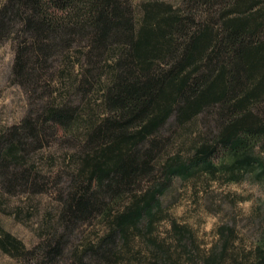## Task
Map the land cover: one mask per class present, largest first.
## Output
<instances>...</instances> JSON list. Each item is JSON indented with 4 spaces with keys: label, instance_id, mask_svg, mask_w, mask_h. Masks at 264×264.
Here are the masks:
<instances>
[{
    "label": "trees",
    "instance_id": "trees-1",
    "mask_svg": "<svg viewBox=\"0 0 264 264\" xmlns=\"http://www.w3.org/2000/svg\"><path fill=\"white\" fill-rule=\"evenodd\" d=\"M183 3L145 0L137 12L130 0L0 5V42L21 38L18 84L39 88L54 58L68 55L77 67L71 92H88L92 77L100 85L59 220L67 229L103 213L106 230L70 264H264V201L252 239L227 222L209 246L164 206L174 180L238 183L249 175L264 186V0ZM62 102L0 133V185L39 192L37 171L23 164L25 142L75 123L77 106ZM162 220L168 229L159 236ZM63 243L52 233L35 247V264H52ZM0 249L35 258L2 230Z\"/></svg>",
    "mask_w": 264,
    "mask_h": 264
},
{
    "label": "rangeland",
    "instance_id": "rangeland-1",
    "mask_svg": "<svg viewBox=\"0 0 264 264\" xmlns=\"http://www.w3.org/2000/svg\"><path fill=\"white\" fill-rule=\"evenodd\" d=\"M4 1L0 0V5ZM144 1L130 0V3L137 12ZM161 1L172 6H184V0ZM19 40L21 38L15 33L0 42V133L20 125L29 115L33 118L42 116L44 108L59 104L62 99L68 107L77 106V113L73 118L75 123L66 128L47 127L40 143L25 142L23 164L25 168L29 166L37 171V189L40 190L18 184L10 188L0 185V230L20 241L25 250L44 245L49 236L57 232L64 242L63 250L52 264H70L75 251L94 243L106 230L103 213L67 229H63L59 220L62 203L70 190L75 164L79 160L80 133L86 121L99 113L100 85L92 77L88 78V92H71L77 67H72L74 60L68 55L65 58L58 55L51 63L50 80L41 82L36 89L21 86L12 76ZM100 80L102 82L104 76ZM169 188L170 197L164 205L167 215L179 223L190 225L206 246L214 240L215 228L227 222L235 224L244 238L255 236L259 220L254 214L264 201V186L251 176H245L238 183L208 182L200 178L193 182L174 180ZM165 229H168V222L162 220L156 229L159 236L164 235ZM40 254L39 248L34 250L32 256L35 258L26 259L0 249V264H35Z\"/></svg>",
    "mask_w": 264,
    "mask_h": 264
}]
</instances>
